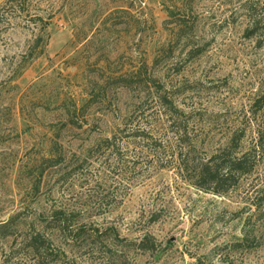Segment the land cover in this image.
<instances>
[{
    "label": "rangeland",
    "instance_id": "rangeland-1",
    "mask_svg": "<svg viewBox=\"0 0 264 264\" xmlns=\"http://www.w3.org/2000/svg\"><path fill=\"white\" fill-rule=\"evenodd\" d=\"M30 2L52 14L44 29L0 16L1 219L63 209L73 231L48 232L59 264H264V140L222 194L178 158L241 132L232 156L256 144L264 0ZM145 236L149 250L128 243Z\"/></svg>",
    "mask_w": 264,
    "mask_h": 264
},
{
    "label": "trees",
    "instance_id": "trees-1",
    "mask_svg": "<svg viewBox=\"0 0 264 264\" xmlns=\"http://www.w3.org/2000/svg\"><path fill=\"white\" fill-rule=\"evenodd\" d=\"M16 9L25 10V15H29V18H27L28 23L40 24L43 29L53 17L51 13L46 12L38 5L32 4L30 0H6L0 2V16L2 12L9 11L12 14ZM32 9L35 12H32ZM256 104L261 105L260 107L264 106V91L258 96ZM242 133L234 134L228 144L223 148H219L217 152L212 153L205 160L196 159L192 156L191 151H187L185 154L180 153L178 157L180 167L189 173L191 172L193 181H196V185L202 189L219 194L226 193L239 182L241 176L254 170L257 161L255 160L257 150L263 144L264 126L262 125L258 128V140L253 149L240 155L232 156V152L238 149L236 146L241 141ZM182 140L184 141L183 136H181V139L179 138V141ZM35 187L36 189L39 188L38 185ZM22 214V211H18L13 212L5 219L0 217V244L7 243L11 237L13 238V246L10 247L6 261H10L9 264H20L19 260L25 258L27 260L25 264H59L61 260L60 254L55 251L48 232L54 230H68L71 232L73 231L71 230L72 220L67 217L63 209L54 210L49 216L37 218L32 222L23 220ZM97 230L98 232L96 233L100 234L103 240L107 239L106 244L110 246L109 243L112 242H109V237L112 234H109V228L103 230L97 228ZM18 235L21 236L19 243H17L19 241ZM117 241L118 243L123 242L120 239H117ZM128 243L142 250H149L154 245L153 242L152 244L149 242L148 236L139 241ZM240 243L236 242L235 245ZM62 262L63 264H74L68 260H63Z\"/></svg>",
    "mask_w": 264,
    "mask_h": 264
}]
</instances>
